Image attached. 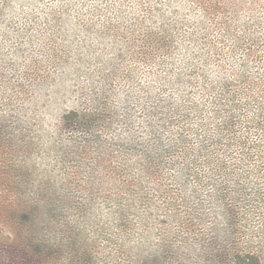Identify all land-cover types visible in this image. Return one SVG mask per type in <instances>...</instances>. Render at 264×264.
I'll return each mask as SVG.
<instances>
[{
    "label": "rangeland",
    "instance_id": "374dc122",
    "mask_svg": "<svg viewBox=\"0 0 264 264\" xmlns=\"http://www.w3.org/2000/svg\"><path fill=\"white\" fill-rule=\"evenodd\" d=\"M244 32L264 40V0H0V264H133L127 248L119 246L120 231L95 219V197L98 204L104 192L95 190V102L114 118L113 131L123 129L124 113L138 117L136 127L146 87L159 86L155 73L213 71L220 63L237 68L248 48L264 64L263 44L250 38L229 43ZM252 68V76L264 74ZM197 83L191 78L188 95ZM72 107L86 115L60 123ZM5 113L8 123L22 113L32 126L26 164L39 171L37 178L29 171L28 187L19 184L23 156L15 129L5 135ZM241 132L247 143L257 135L245 127ZM36 179L55 185L63 210L52 214L43 208L28 214L34 222H21L19 202L22 197L30 205ZM259 186L255 203L263 216L264 180ZM244 209L255 213L252 205ZM123 231L125 239L131 236ZM159 233L151 236L154 243ZM34 243L55 252L37 254Z\"/></svg>",
    "mask_w": 264,
    "mask_h": 264
},
{
    "label": "trees",
    "instance_id": "16d2710c",
    "mask_svg": "<svg viewBox=\"0 0 264 264\" xmlns=\"http://www.w3.org/2000/svg\"><path fill=\"white\" fill-rule=\"evenodd\" d=\"M243 38L264 45L246 32L229 43L241 44ZM237 64L220 63L213 71L201 68L198 73L185 68L165 77L153 74L159 86L146 87L142 121L135 127L138 117L124 113L120 133L113 131L109 111L95 102V190L104 189L98 204L95 197V219L120 231L119 246L127 248L133 264H264V215L255 203L264 180V74L251 75L252 65L264 73V64L251 48ZM190 77L198 79L193 96L187 93ZM25 100L21 104L30 106ZM83 115L86 110L72 107L60 123L77 122ZM8 117L3 115V128L5 135L15 129L23 156L19 184L28 187L24 179L29 171L36 178L39 171L26 164L34 144L27 134L32 126L22 113L14 123ZM242 127L257 132L250 143ZM37 181L30 205L22 197L19 202L21 222L43 208L52 214L63 210L55 185L49 179ZM247 204L255 213L244 209ZM123 230L131 236L125 239ZM156 230L160 237L154 243ZM41 246L31 248L37 254L55 252Z\"/></svg>",
    "mask_w": 264,
    "mask_h": 264
}]
</instances>
